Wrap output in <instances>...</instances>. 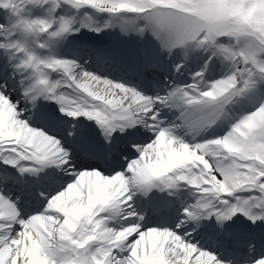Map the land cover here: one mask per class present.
I'll use <instances>...</instances> for the list:
<instances>
[{"label":"bare ground","instance_id":"bare-ground-1","mask_svg":"<svg viewBox=\"0 0 264 264\" xmlns=\"http://www.w3.org/2000/svg\"><path fill=\"white\" fill-rule=\"evenodd\" d=\"M44 1L47 4V0H3L2 3L3 5L9 4L18 13L8 11L11 14V18L16 21V25L13 28L6 29L4 33H0V45H2L0 46V66L3 67L4 71H9L11 77L17 76L16 79L18 80L21 95L24 93L20 107L27 110V112H32L28 120L32 127L22 121L19 116L20 112H17L14 103L0 96V144L15 145L17 148L24 149V154L28 155V157L26 156L27 159L37 160L41 163V167L43 165V168L48 169L49 175L47 173V177L55 180V183L49 187L50 191L54 190V185L59 184L61 186L68 181L64 177L58 180L54 177V174L57 175V171L61 174L65 171L67 156H64L60 146H55L52 138L37 131L36 125L43 127L42 117L38 116L37 113H43L45 107L41 106L46 103V98L52 94L54 90L52 84L55 86L57 84L51 78V85L43 87L47 89V94L41 98L40 94L37 95L39 99L36 102V99L32 98L37 92L31 85L32 80L30 78L32 76V79L38 80V82L47 81L53 74L51 68L54 67L80 76L84 71L80 63L85 65L83 68L91 67L103 71V56L118 60L121 66L123 64L132 66L134 62L141 65L143 63L153 65L154 61L159 60L162 61L165 72L172 79H181L182 77L186 80L188 79L191 81L190 85L197 84L200 91L203 86L202 83H205L206 87H203L202 91H208L212 83L222 79L221 75L224 77L227 71L229 72L230 66L227 63H224L215 54L204 53L200 47L196 48L193 54L186 57L183 52H180L181 50L174 51L173 49L172 52L174 53L170 54L167 47L162 49L160 46L161 40H156L153 37L155 25L151 21H143L145 32L140 33L136 25L135 28L127 25L128 21L118 23L119 21L117 20V22L112 24V18L116 19L118 15H121V12H111L108 15L106 11L99 9L88 10L75 15L72 28L74 30L71 38L68 40L63 39L65 42L60 41L56 47L52 46L50 50L43 52L42 45L38 42L42 33L41 29L49 26L53 21L52 16L44 13L43 7H41ZM157 1L161 4L165 3L174 6L186 3V0ZM187 1L191 5L194 4V7L190 8L192 13L205 20L206 23L213 20L211 17L214 15L223 13L224 17H227V25L231 30L229 34L236 41L235 46L242 49L245 45H249L257 57V65L253 68L250 65H246V69L243 72H245L246 76H251L253 72L260 70L261 65H264V0ZM145 13L148 14L147 11ZM134 17H139V15L130 14L126 18L132 19ZM1 21L7 22L3 19ZM40 22H43V24ZM132 30L136 36L137 33L141 36L137 45L135 42L131 43ZM112 33L116 37L114 42L109 43V47L114 51L108 53L111 49L108 46L103 47L102 42L106 38L113 40L111 38ZM244 39L247 43L244 42ZM219 46L218 41L214 42L213 48L215 50L219 49ZM138 52L141 53L140 56H137ZM59 55H63V57L57 58L56 56ZM91 56L93 57L91 58ZM126 60H128L127 63ZM88 64L89 66L87 67ZM196 73H203V75L202 77H196ZM61 76H64V74H61ZM59 86H62V81ZM188 86L185 88L188 96H185V92L183 95L177 92V94L181 95L180 100L182 103L175 99L169 101L172 102V105L175 106L174 109L178 113L179 110L183 112L181 119L188 132L192 136L199 134L204 127L210 126L221 114L222 116L225 115L226 118L224 120L229 124V127L224 129V135L218 142H215L213 151L211 154L205 155L206 157L197 156V151L204 149L201 146H182L181 148L174 146L165 158L160 155L159 151L156 159L149 155L146 163L140 164L141 172L144 174L141 183H145L151 176L168 174L170 170L173 174H182L180 175L182 178L192 176L194 173L191 171L194 169L187 162L193 160L195 156L196 162L193 163L196 164L203 177L200 180L193 181L195 186H198L203 191V196L195 201V205L198 202H203L205 206H202V208L207 207V203L211 206L212 200L209 194L215 192L221 194V196L224 195L223 197L226 198L220 197L218 201L223 203L221 205L222 214L229 209L231 210L230 214H227L228 218L234 216H236L234 218H238L245 215V220H260L264 217V182L260 181L259 177L261 175L264 178V166H258L253 169L255 176L252 181L245 183L242 190L239 188V190L250 194L247 198H243L242 194L238 192L223 194L221 191L224 192V190L220 186L224 182L221 179L223 173L228 172L231 168L232 155L228 152L230 141L235 138L249 139L252 134L256 133V140H261V138L264 140V133H260L259 119L251 110L252 106L254 107L260 100L262 101L264 90H252L242 97V101H239L240 97H238L229 103L231 94L236 86L225 85L222 94L217 98H208L205 103L198 104L189 102V99H186V97L194 96ZM90 93H92V90H90ZM59 94L61 106L69 109V112L70 110H75L82 117L86 116L84 115L85 113L90 114V111L102 112L103 116H106L105 130L98 129V131L107 137L116 132L115 138L117 139H131L133 135L128 133L121 135L120 132L142 123L140 115L147 107L144 104L143 96L134 98L129 96V98H126L125 96L113 95L111 98L113 103L107 108L104 105L89 101V99L80 96L78 92L73 93L64 89ZM48 106V108H45L46 111H50L52 105L49 104ZM237 106L241 107L238 117L231 118L226 115L227 112ZM184 107L188 111H184ZM32 116L35 119L32 120ZM39 118L40 120L38 121ZM91 121H94L97 127H101V124L97 123L99 122L97 119ZM76 125L80 128L81 123L76 121ZM216 125H219V123ZM107 132L111 133L108 135ZM209 132L216 135V130L213 128ZM101 136L103 135L101 134ZM252 139H249L248 142L250 148L254 149V136ZM133 144L142 146L139 141ZM133 144L128 147L135 152L132 147ZM262 146L264 147V141H262ZM142 150L144 151V148ZM2 158L16 162L21 157L13 153ZM80 164L83 165V162H80ZM181 167L185 169H180ZM207 169H211L210 174L213 179L209 178ZM22 171L23 169L17 170L18 173ZM77 175L79 176V181L74 185L68 184L67 191L56 195L50 200V203L54 207L59 208L61 202L66 198L72 197V199L78 201L80 215L72 221L66 214L67 217L59 224L56 230L54 229L55 231L45 230L44 221L35 216L25 220L20 215V210L14 202L6 199L0 200V219L3 222V228L0 230V264H36V262L37 264H99V258H104L106 255L110 256L114 251L121 254L122 251L128 248L131 249L133 264H149L145 256H142L143 245L140 243L141 238H144L150 251L161 252L164 264H218L211 253L213 252L211 246L203 244L202 239L197 238V236L189 238L191 239L190 242L205 249L202 252H198L193 245H184L177 235L162 229H156L151 233H149L150 231L143 233L138 230L127 242H120L119 249L116 250L113 247L114 245H112L107 250L110 254L106 251L102 255L101 252L98 254L97 251H93L94 254L91 260H87L82 251L93 244L92 238L93 234H95V228L103 224L102 215H100L103 204H107L108 212H114L110 216L113 218L111 222L113 230L112 233L107 235V238L118 237L123 235L127 229L134 228V224L125 225L126 221L122 220L120 216L125 209H128L129 197L133 196V192L135 191L138 194L139 187L138 185L135 186L138 181L137 178L130 182L123 175L113 178L93 176L88 173L85 175L80 172H77ZM203 181H205L204 186L202 184ZM88 188L93 194L92 197L86 196ZM213 201H215L214 198ZM205 212L207 213V211ZM79 219L82 220L83 230L77 228L76 221ZM241 224L245 226L243 221ZM262 224L264 222L260 225ZM52 237L54 242L56 240L58 247L57 252L53 251V249L49 251L51 252L52 262L39 260L37 257L42 254L43 248L47 247L48 250L51 248V244H47V242L48 238ZM67 242L70 243L68 246H77L78 255L76 259H73L70 254L60 251L59 247H62ZM185 251L188 259L186 262L183 260L182 263L181 254ZM233 255L231 258L233 261L243 257L241 251L235 252Z\"/></svg>","mask_w":264,"mask_h":264},{"label":"snow or ice","instance_id":"snow-or-ice-1","mask_svg":"<svg viewBox=\"0 0 264 264\" xmlns=\"http://www.w3.org/2000/svg\"><path fill=\"white\" fill-rule=\"evenodd\" d=\"M2 3H3V0H0V4H2ZM0 11H3L7 15V17L10 18L7 22L0 23V33H3L6 29H10V28L15 27L16 21L11 18V14L7 11V6L0 7ZM13 11H15V9H13ZM40 23L43 24V22H40ZM154 23H155V30L153 33V37L156 40H161L160 46L162 49H165L167 47L168 51L171 52L173 49H175L176 43H179L181 45H183L185 43V41H183V40L173 42L171 39H169L173 30L176 29L180 23L176 18H174V17H158L154 20ZM140 32L144 33L145 29L141 28ZM54 35H60V33H54ZM194 43H196L201 48H207L208 47L207 43L201 44L200 41H196V40H194ZM0 46H2V45H0ZM73 63L76 64L75 62H73ZM202 75H203V73H196V77H202ZM82 79H84L85 83H87L89 80H101L102 78H100V77H98L92 73H89L87 71H84L82 73ZM233 81H235L236 87L231 94V97L229 99V103L232 102L235 98L243 97L246 93H249L252 90H264V65H261L260 70L258 72H253L251 76H246V74L243 71L236 69V70H234L233 74L227 76L226 78L217 80L214 83H212L209 87L210 90H208V91H200L197 84L189 85L188 89H193L197 93L196 96L188 97L189 102L202 104V103H205L208 100V98L215 99L220 94H222V90H223L224 86L230 85ZM103 83L105 86H107V85H111L113 82L110 80H107V79H103ZM115 87L117 89H123L125 86L123 84L117 83L115 85ZM7 88H8V84L6 81L4 83H0V96H4L10 102H13V99L7 94ZM130 90L133 92V94H138V91L136 89L131 88ZM23 94L24 93H22V95ZM185 96H188L187 92H185ZM38 99L39 98L36 99V102L38 101ZM14 106L17 109L19 107L18 104H14ZM153 107L155 108V105ZM262 107H264V104H261L258 108H262ZM59 110H60V113L62 115H65L69 118H72L70 116V114H66L60 106H59ZM37 115L41 116L42 118L52 120V121H55L57 119L55 113H39L38 112ZM84 115H88V114L85 113ZM75 118H79V117H75ZM154 118H159V112L158 111L155 112ZM25 123H28V121L25 120ZM97 123H99V122H97ZM29 126H30V124H29ZM30 127H32V126H30ZM138 127L139 126H134L131 129H124V131L120 132V134L123 135L125 133H128L130 135L131 130L137 129ZM40 131L44 132L47 136L53 137L56 141L59 142L60 147L67 154V161H66L65 167L71 166V155L72 154L69 150H67L64 147L62 140L54 134H49L45 130H40ZM115 134H116V132H114L111 136H109L106 139V142L109 145L112 144L113 137ZM70 135H72V133H70ZM153 135H155V134H153ZM132 147L134 148L136 153H138L137 158H139V156L141 155L140 150H142L145 147V145L141 146V145L133 144ZM128 163H131V161H129ZM99 167L100 166L98 164L95 165V168L99 169ZM61 170H63V169H61ZM14 179H15L14 177H12L6 173L0 174V185H2L3 187L10 185ZM0 194H3L2 188H0ZM16 195L21 200L24 199L25 197L31 198L32 195H35L37 199H41V200L46 202L47 198L51 194H45L41 191H36L33 193V192H30L26 189H21L20 191H18L16 193ZM129 199H131V197H129ZM234 217H236V216H234ZM234 217H229L225 220H218L215 217H209L208 219H212V218L215 219V224L221 230L219 235L221 237H223L222 242L224 245L230 246V245L235 244L236 247H240L241 245H243L246 248L248 256H247V259L245 260L244 264H260L261 261H264V230H262L259 233V236H253L252 234H245L242 236H235L234 237L231 233H226L224 231L228 227L229 222H231ZM141 218L143 219V217H141ZM191 221H197L198 222L199 220H197L196 218L186 220V222H191ZM262 222H264V217H262L258 221H250V223L252 225L257 226V227H259ZM176 234L182 240H184L185 243L191 244L194 247H196L198 252H202L205 250L201 247H198L196 244L190 242L184 234H181L178 232H176ZM211 253L213 254V256H215L218 264H233V261L229 257L218 255L215 252H211Z\"/></svg>","mask_w":264,"mask_h":264},{"label":"rangeland","instance_id":"rangeland-1","mask_svg":"<svg viewBox=\"0 0 264 264\" xmlns=\"http://www.w3.org/2000/svg\"><path fill=\"white\" fill-rule=\"evenodd\" d=\"M47 1H48V4L52 7V9L56 10L55 18L56 19H60V20H57L56 23L53 26H50L49 29L46 30L41 35V41H39V42L45 48L52 46L53 41H56L57 37L60 36V35H54V33H60L61 34L62 32L65 31L64 32V36H65L67 34V31L69 32V30L71 28L70 27L71 26L70 23L73 22L72 21L73 19L70 16V14H71L70 9H73V8L76 7L77 9H73V11H78L77 14L81 13L80 10L83 9V8L79 9L77 7V5H79L81 3V0H47ZM105 1L109 2L112 5H119V4L125 3L124 4L125 6H126V4L128 5V6H126L127 8H135V6L143 8V7L146 6L145 4L147 3L148 0H133L134 2L128 1V0H105ZM150 1L153 2L154 0H150ZM153 3H155V2H153ZM156 3L158 4V2H156ZM186 3L190 4L187 0H186ZM41 7H43L44 9L46 8V6H44V2L42 3ZM157 7H158V12H159L160 16L156 15L157 16L156 17L155 14H154L155 18H158V17H174L180 22L179 25H178L179 27H183L184 28V26H185L186 28L189 27L192 30V31H190V35H192V36H195V35L196 36H200L202 34V32H203V29H208L209 26H212L215 29H219V28L223 29V28H225V24L224 23H227V19H226L227 17H224V14L220 13V14H216L213 17H211V18H213V20H211L207 25H204L205 24L204 20L196 19L195 17H193V13L192 12H191V14L189 12H187V11L191 10L190 8L194 7V4L191 5V6H185L184 4L180 3V5H179L180 8H175L174 7L175 8L174 11H168V12H165V13H164V11H161L159 9V8H161L160 5H157ZM64 8H66L65 11H63ZM45 11H46V9H45ZM184 14L189 15L190 17L186 16ZM197 25H200V26L197 27ZM178 26H177L176 30L180 31ZM202 26H203V28H201ZM173 34H175L174 30L172 32V35ZM50 35L53 36L52 39L50 38ZM221 38H223V36ZM47 40L50 41L49 42L50 43L49 46L47 44ZM222 41H225V38H223ZM53 44H55V43H53ZM224 44H225V42H224ZM238 68H239V66L237 65V68H235V70L238 69ZM92 74H94V75H96V76H98V77H100L102 79L101 80H89L87 83H85L84 79H82V75L79 76L78 79H80L81 82H83L86 86H90L93 91H96V93H98V92L101 93L102 94L101 99H104L105 98L104 96H106V97L111 96L112 97L113 95L117 94V92H115V85L118 82L112 81L113 83L111 85L105 86L104 83H103V79H107V80H110V79H108V78H106V77H104L102 75H99L97 73H92ZM65 86H66L65 87L66 89L70 88L69 84L66 83V82H65ZM121 91L125 92L124 88ZM14 101H16L15 102L16 104H19V99L18 98L16 100H14ZM18 111H21V108H19ZM147 116H149V115H147ZM24 119L25 118H23V122H25V120H26V119L25 120ZM36 129H38L39 131L41 130L38 127ZM143 130L145 131V129H143ZM180 140H181V138H179V141ZM154 141H155V136H152V137H150L149 140H147L145 142L146 145H147V148H150L152 146L148 153H150L151 150L156 147V143L153 144ZM162 145H163L164 148H166L165 144L162 143ZM3 150H5V152L7 154H11L14 150H16V148L12 147V146H3L0 149V153ZM165 150L168 153L170 151L169 149H165ZM17 152L21 155V159H23L22 158V155H24L22 153L23 151L22 150H18ZM143 158L146 159L147 155H144L140 161H142ZM21 162L25 166H30L31 165V162L27 161V160H24V161H21ZM10 164L11 163L9 161L0 160V166H2V167H5L4 165L9 166ZM133 173L128 174L127 178H130L133 175ZM71 181H74V180H71ZM44 204H48V201L44 202ZM61 207H62V210H60V211L58 210V212H55V213H47L46 212V213L42 214V218H44V221L46 223V227H49L48 226V224H49L50 228L55 229L65 219L66 216H64V213L67 214V215H70V216H75L74 214H78V212H79L78 201L74 200V199H67L65 202H63V204H61ZM1 228H2V223H1V219H0V230H1ZM109 232H111V229L110 230H106V231L104 230V231H102V233H98L95 236H97L99 240H102V241L106 242L104 240V238H103V235L105 233H109ZM121 240H126V239H121ZM49 242L53 246V247H51L49 249V251H51L53 248H55L54 246H56V244L53 241H49ZM114 242H115V240L113 239V240L108 241V243H106V244H112ZM143 246H145V245H143ZM94 248H95V245L91 246L90 250H89V247L87 248V250L85 252L86 253L85 257L86 258L89 257V252H92ZM45 249H47V247L44 248V250L41 252L42 254L38 255L37 258L39 260L42 259V261L49 260L50 262H52V258H51V255H50L51 252H49L48 250H45ZM63 250H65L67 252H70L71 254H73L75 256L77 254V248L76 247H75V250H70V248H65ZM145 253L147 255V251H145ZM156 255H158V254L156 253ZM128 256H129V253H125L124 255H121L119 257H116L115 254H112V257L109 260L108 259L106 260L104 258V261H102L101 263L106 264L107 262H110V263H107V264H117V261L119 260V261L122 262V264H130L131 262H130V258ZM153 256H155V254H153ZM186 256H187L186 252L181 254L182 263H183V259L186 262ZM36 264H37V262H36ZM155 264H160V262L158 261Z\"/></svg>","mask_w":264,"mask_h":264}]
</instances>
